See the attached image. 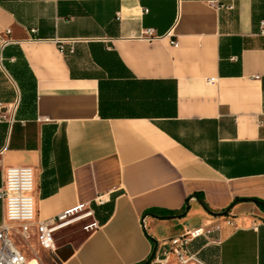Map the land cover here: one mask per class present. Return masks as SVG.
Returning a JSON list of instances; mask_svg holds the SVG:
<instances>
[{"label": "crops", "instance_id": "crops-1", "mask_svg": "<svg viewBox=\"0 0 264 264\" xmlns=\"http://www.w3.org/2000/svg\"><path fill=\"white\" fill-rule=\"evenodd\" d=\"M262 21L264 0H0V159L34 169L38 221L84 204L58 264H180L169 239L212 224L205 264H264Z\"/></svg>", "mask_w": 264, "mask_h": 264}, {"label": "built area", "instance_id": "built-area-1", "mask_svg": "<svg viewBox=\"0 0 264 264\" xmlns=\"http://www.w3.org/2000/svg\"><path fill=\"white\" fill-rule=\"evenodd\" d=\"M261 25V33L264 34V21ZM141 37L152 40L157 37V34L153 28H147L142 30ZM0 42L4 46L11 40L0 37ZM175 44L177 45V43ZM61 49H64L63 44H61ZM19 104V98L12 102L0 100V123L12 124L15 121ZM0 169L2 172L0 201L3 207L0 223V264H25L27 257L16 244L13 238L14 232L16 231L23 238L29 239L34 228L42 246L54 250L56 248L54 233L57 225L79 214L84 209V204L70 208L50 221H38L34 197L36 189L34 169L31 166L5 168L1 159ZM98 201L103 203L104 199L99 197ZM220 228V224H212L186 229L182 234L169 239L170 253L180 264H205L193 250L192 244L197 238L206 237Z\"/></svg>", "mask_w": 264, "mask_h": 264}, {"label": "rangeland", "instance_id": "rangeland-1", "mask_svg": "<svg viewBox=\"0 0 264 264\" xmlns=\"http://www.w3.org/2000/svg\"><path fill=\"white\" fill-rule=\"evenodd\" d=\"M0 183H2L1 169H0ZM79 225L80 226L89 225V221H84ZM93 227H94L93 225H90L89 230H92ZM76 229L77 228L75 226H71L65 229L64 231H62V233H60V235L62 236V241L68 242L71 239H73ZM13 238L16 244L21 248L23 253L26 255L28 260L34 258L38 260L39 264H58L57 260L52 255V251L44 248L40 243L39 236L34 228L29 239L23 238L16 231L13 234Z\"/></svg>", "mask_w": 264, "mask_h": 264}, {"label": "water", "instance_id": "water-1", "mask_svg": "<svg viewBox=\"0 0 264 264\" xmlns=\"http://www.w3.org/2000/svg\"><path fill=\"white\" fill-rule=\"evenodd\" d=\"M200 203H201V204L203 205V207L206 209V207L204 206V204H203L201 201H200ZM188 209H189V208H187L186 211H188ZM209 212H210V211H209ZM210 213L213 214V215H221V214H215V213H212V212H210ZM226 213H228V212H226ZM67 248H68V247L59 250V254H60L62 257H64ZM155 252H156V247H155V249H154V252H153L152 257L155 255Z\"/></svg>", "mask_w": 264, "mask_h": 264}, {"label": "bare ground", "instance_id": "bare-ground-1", "mask_svg": "<svg viewBox=\"0 0 264 264\" xmlns=\"http://www.w3.org/2000/svg\"><path fill=\"white\" fill-rule=\"evenodd\" d=\"M25 264H39V262L36 260V259H33V260H28L27 259V262Z\"/></svg>", "mask_w": 264, "mask_h": 264}]
</instances>
